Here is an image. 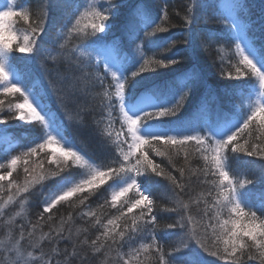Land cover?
I'll return each mask as SVG.
<instances>
[{
  "label": "snow or ice",
  "instance_id": "snow-or-ice-1",
  "mask_svg": "<svg viewBox=\"0 0 264 264\" xmlns=\"http://www.w3.org/2000/svg\"><path fill=\"white\" fill-rule=\"evenodd\" d=\"M123 2L124 0H108L107 7L102 3L99 5L92 3L88 5L87 10L80 13L79 8L72 10L73 0H65L64 6L69 9V19L63 25L68 37L75 35L77 38L86 39L90 35L103 34L82 45L91 51L80 55L94 56L96 62L90 66L80 63L74 65L66 96L69 99L80 94L92 96L93 99L99 97L98 107L101 112L107 113L106 117H102L106 125L105 134L110 138L114 136L118 156L113 164L117 166L110 165L107 171L93 169L90 175L78 181L65 178L57 186L55 193L50 198H45L39 220L36 223L29 221L27 225H17L15 235L10 236L7 244L0 247V255L7 254L6 264H89V254H92L94 261L97 255L114 251L117 264H142L140 260L142 253L153 254L156 264H188V261L191 264H201L199 252L202 251L207 256L219 257L229 264H246L247 260L253 259H258L260 264H264V220L256 223V213L252 212V222L248 224L255 226V230H252L244 227L239 219L222 217L224 209L228 210L229 217L233 213L237 217L245 215L240 196L246 185L253 182L248 178H239V174L235 172L230 176L228 154L244 152L249 156L264 157V44L257 45L249 38L246 25L241 22L237 11L240 7L239 0H223L228 11L223 17V22L228 25L229 34L236 41L234 56L238 57V60L235 65H230L234 72L229 70L225 73L221 69V75L226 74L232 82L231 94L239 95L240 111L225 112L217 104L213 117L204 107L205 96L197 108L196 116L180 122L173 132L158 131L155 125H152L153 130L145 133L142 130L149 121L163 123L165 119L162 118L176 116L189 91L204 89L209 93L214 90L209 88L207 73L198 62H194L183 73L187 80L184 91H176L174 81L143 86L145 77L141 76V73H144L150 64L166 68L178 63L175 56L145 59L143 52L145 44L137 43L143 38L144 42L156 44L155 41H148V38L157 32L168 31V27L164 25L169 21V12L165 6L153 15L148 0H136V5L126 21L119 26L122 36L117 37L114 35L117 25L113 18L120 15ZM205 3L207 0H191V7L187 9L188 14L184 17L187 24L195 21L193 13L199 11ZM141 13L144 15L142 26ZM7 17H19L27 27L22 37L14 36L15 45L0 41V81L5 82L3 89L5 93L17 92L23 98V103L15 105L19 119L37 123L44 133L42 137L33 141L35 146H28V150L20 155L9 153L3 157L6 163L0 162V189L15 188L17 192L24 193L29 190L28 184L20 187L10 179L17 162L23 161L24 173L29 175L31 174L29 162L33 156L53 144H60L62 141L67 144V140L54 114L46 105L37 103L39 95L22 86L17 79L9 78L12 73L10 64L17 52L53 61L58 60L63 53L57 49L49 50L43 47L47 22L45 11H42L37 19L31 20L27 9L21 8L17 12L9 6L8 11H0V22ZM2 26L0 23V28ZM171 26L169 24V27ZM216 39L209 33L204 46H210ZM126 46L129 55H125ZM133 46L140 53L139 59L131 55ZM60 48L63 49L64 45ZM109 75L112 77L111 82L107 81ZM136 77L139 79H135ZM237 84H251L253 87L237 92ZM112 88L115 89L114 92L110 91ZM138 88L142 90L137 91ZM96 89L99 90L94 91ZM2 103L3 101H0V104ZM25 108L29 110L27 113L24 112ZM117 109L119 115L114 117L113 112ZM117 120L120 121L119 130L114 127ZM4 125L6 120L0 118V126ZM257 130H260V134L254 135ZM3 134L4 129L0 128V135ZM190 143L195 145L192 153L188 151ZM153 149L157 157H167L168 164L175 169L178 176L167 171L162 163L150 158L149 152ZM61 151L65 158L73 157L75 162L92 167L88 160L71 147ZM173 153L176 156L183 154V166H176L173 162ZM196 154L203 163L199 168L191 170V158ZM49 162L55 163L59 171H64L55 151L51 153ZM186 169L192 171L193 175L198 173L202 177L201 182L211 186L192 201L200 210L201 222L198 226L193 216L185 215L183 210L178 212L176 207L161 206L154 198V194L145 191L142 184L145 180L151 181L155 177H162L171 185L173 197L179 201L182 199L181 194L186 191ZM56 174L58 173H53ZM108 176L119 177L121 181L119 190L112 193L111 207H116V201L121 196L129 192H132V195L117 208L119 215L114 219H108L107 224H101L95 211L81 210L79 214L81 219L95 218L94 223L103 229L94 239L87 235V229L83 235L77 230L74 239L71 229L63 227L66 222L63 218L59 227L49 223L54 221V214L51 213L60 201H67L77 193H84L86 189L103 183L104 178ZM45 178V175L33 177L32 182H39ZM260 179H264V172H261ZM8 199L11 200L12 196ZM87 199L85 195L79 198V204L84 208L88 207ZM161 212L177 213L180 219L161 224L158 219ZM68 219L71 220V217ZM118 220H124V224L122 226L117 224ZM41 222L48 224L46 233ZM161 227L180 230L176 242L170 243L167 248L158 239ZM62 243L64 247H61ZM134 243H139V248L133 247ZM125 245L132 248L131 253H121V248ZM193 245L198 246V250ZM102 264H107V261H103Z\"/></svg>",
  "mask_w": 264,
  "mask_h": 264
},
{
  "label": "trees",
  "instance_id": "trees-1",
  "mask_svg": "<svg viewBox=\"0 0 264 264\" xmlns=\"http://www.w3.org/2000/svg\"><path fill=\"white\" fill-rule=\"evenodd\" d=\"M220 2L221 0H207V3L199 11L193 13L196 19L189 25L186 23L184 17L188 14L187 9L191 7V0H148L153 15L167 6L169 21L164 25L168 27L167 32H157L154 36L148 38V41H155L156 44L144 42L143 38L141 41H137L138 44L142 42L145 44L143 48L144 58L164 59L165 57L175 56L178 63L169 65L166 68L150 64L148 69L144 73H141V76L145 77L143 86L174 81L175 90L184 91L187 80L183 76V73L194 62H198L206 71L209 88L214 90V92L206 93L204 89L189 91L187 99L176 116L162 118L165 119L163 123L149 121L146 125H161L166 128L177 127L180 122L196 116L197 108L205 96L206 103L204 107L207 113L213 117L217 104L225 112L231 111L235 113L240 111L239 95L233 96L231 94L232 82L226 74L221 75V69L225 73L229 70L234 72V69L230 65H235L238 57L234 56L235 40L229 34L228 25L223 22V17L227 14L221 11ZM64 3L65 0H18L20 10L21 8L27 9L31 20L37 19L42 11L46 12V35L43 37V47L49 50L57 49L63 55L58 60L53 61L44 57H32L31 54L17 52L11 64L19 71L24 86L37 93L42 104L46 105L54 114L56 120L63 128L64 136L76 147L80 148L88 157L92 158L102 171H107L110 165L113 167L117 166L113 164V161L118 156V152L115 151L114 136L110 138L105 134L106 125L102 117H106L107 113L100 111L98 107L99 97L93 99L92 96L80 94L75 98L69 99L66 96L68 81L73 76L74 65L80 63L90 66L96 62L94 56L87 54L80 55L82 51L83 53L89 52L82 45L90 43L96 39L97 35L103 34L90 35L86 39L83 37L77 38L75 35L68 37L63 25L69 19V9L64 6ZM101 3L107 7L108 0L95 1L97 5ZM80 4L81 0H73L72 10L74 11L76 8H79L80 13L87 10L84 9L86 0H83V4ZM135 5L136 0H124L123 4H121L120 15L113 18L117 25V29L114 32L115 36H122L119 26L126 21ZM237 11L241 22L246 25L249 38L254 40L257 45L264 44V0H243L242 5ZM140 19L142 26L143 13H141ZM14 22L23 30L27 27V24L19 17H14ZM169 24L172 26L169 27ZM209 33L213 34L217 39L212 41L210 46H204V42L208 40ZM61 45H64L63 49L60 48ZM125 55H129L127 46L125 47ZM131 55L139 59L140 53L136 51L134 46ZM135 79H139V77ZM107 81H112L110 75ZM1 83L0 81V101H3V103L0 104V118L6 120V125L0 126V128L4 129V134L0 135V161L6 163L3 157L9 153L12 155L22 154L28 150V146H35L33 141L42 137L44 133L41 126L37 123L19 119L14 108L16 104L23 101V98L17 92L5 93L1 90ZM251 88V84L236 85L237 92L240 89ZM114 90V88L110 89L112 92ZM140 90L142 88L137 89V91ZM208 106H210V109L207 108ZM244 109H247V103L244 104ZM118 115L117 109L113 112V116L116 117ZM70 116L72 117L71 119L69 118ZM114 127L117 130L120 129L119 120L116 121ZM259 134L260 130L254 133V135ZM156 147H160V145H156ZM194 148V143L188 145L190 153L194 152ZM125 149H127V146H125ZM145 150H147V147ZM228 155L230 157V176L235 172L239 174V178H248L253 182L246 185L240 196L241 207L245 215L237 217L233 213L229 217L228 210L224 209L222 217L223 219H239L242 225H248L252 222L251 213L255 212L257 217L256 223H259L264 220V179H260L261 172H264V157L260 155L249 156L244 152H230ZM149 156L157 163H162V166L167 171H171L173 175L178 176L175 169L171 168L168 164L167 157H157L154 149L149 152ZM50 160L51 151L48 148L40 150L38 155L33 156L29 162L31 165V174L29 175L24 173L23 161H18L20 164L16 166L10 179L20 187L27 183L29 190L28 192L19 193L15 188L0 189L1 218L12 214L15 208L20 205L23 208L18 219H14L16 223L17 221L26 225L29 221L36 223L39 220V215L43 212L46 195L59 182L65 178L83 177L88 173V169L75 162L73 157L65 158L63 156L59 159L64 167V171H59L56 164L50 163ZM183 160L182 153L179 156L173 153V162L177 167L183 166ZM202 163L203 161L199 160L198 154H196L191 158L190 169L199 168ZM53 173L58 174L53 175ZM40 175H45L46 178L33 183V177ZM201 181L202 177L198 173L193 175L192 171L186 169V191L181 194L182 199L179 201H176L173 197L171 185L164 181L162 177H155L151 181L145 180L142 184L146 187L147 192L154 194V198L161 206L168 208L176 207L178 212L183 210L185 215L193 216L198 226L199 222H201L200 210L192 201L200 193L205 192L211 187L210 185L203 184ZM119 183H121L119 177L108 176L104 178L103 183H98L94 187L86 189L84 193H77L69 197L67 201H60L51 213L54 214V221L49 223H53L54 226L59 227L61 218H63L66 221L63 227L71 229L74 239L77 230H80L81 235H83L85 229H87V235L94 239L103 229L100 225L94 223L95 218L83 220L79 214L81 210L95 211L101 224H107L108 219H114L118 216L117 208L121 207L123 202L132 195V192L125 194L116 201L115 208L111 207L113 188ZM81 195L88 197L86 201L87 208L79 204ZM9 196H12L11 200L8 199ZM105 201L108 203H105ZM185 205L187 208H184ZM68 217H71V220ZM158 219L161 224H167L180 219V216L174 212H161ZM41 223L43 231L46 233L48 231V224ZM117 224L122 226L124 220H118ZM179 232V229L161 227L158 239L167 248L170 243L176 242ZM125 239H127V236ZM135 245H139V243L133 244V247L136 248ZM64 246L62 243L61 247ZM193 247L198 250V246L193 245ZM129 250H132V248L125 245L121 248V253H127ZM199 257L201 264H229L228 261L221 260L219 257L207 256L202 251L199 252ZM140 260L142 264H156V258L151 253H142ZM103 261H107V264H117L116 253L108 251L104 255H97L94 261L92 254H89V264H102ZM188 264H191V262L188 261ZM246 264H260V261L258 259L247 260Z\"/></svg>",
  "mask_w": 264,
  "mask_h": 264
},
{
  "label": "rangeland",
  "instance_id": "rangeland-1",
  "mask_svg": "<svg viewBox=\"0 0 264 264\" xmlns=\"http://www.w3.org/2000/svg\"><path fill=\"white\" fill-rule=\"evenodd\" d=\"M96 0H86V5L84 9H87L89 4L95 3ZM81 4H83V0H81ZM80 4V5H81ZM9 6L13 7V10L15 11H19V5H18V0H15V4H13V0H0V11H8L9 10ZM2 28H0V41L3 42H8L14 45V43L16 42V39H14L15 37H22V35L24 34L25 30H23L22 28L18 27L15 22H14V17H7L4 18V20L2 22ZM235 40V39H234ZM236 43V41H235ZM86 49L90 52L91 50L89 48L86 47ZM83 53V51H82ZM11 69H12V73L10 75V79H17L19 82H21V85L24 86L22 80H21V75L19 73V71L17 69H15L13 67L12 64H10ZM1 90L4 89L5 86V82L1 81ZM253 87V85H252ZM30 91H32L31 89H29ZM4 91V90H3ZM33 92V91H32ZM23 103V101L21 102ZM37 103H42L41 100H37ZM208 109H210V106L207 107ZM15 109V108H14ZM16 111V115L19 117V112L15 109ZM29 110L27 108L24 109V112L27 113ZM25 121V120H22ZM152 125H145L144 129L142 130L143 132L147 133L152 131ZM156 130L158 131H162V132H173L177 127H173V128H166L163 127L161 125H155ZM66 138V137H65ZM67 140V144H65L63 141L60 144H53L50 147H48V149L51 151V153L53 151H55L56 156L60 159L63 157L62 155V149L67 150L68 147H71V149L73 151L78 152L79 155L83 156L86 160L89 161V163L92 165L91 168H89L88 166L84 165L81 162H78L79 164H81L82 166H85L88 169V173L87 175L83 176V177H79V178H72L75 181H78L80 179L86 178L88 175H90L93 171V169H99L101 170L94 162V160L90 157H88L80 148L76 147L68 138H66ZM131 142V141H129ZM1 162V161H0ZM20 164V162H17L18 166ZM102 171V170H101ZM64 180H62L61 182H59L47 195L45 198H50L56 191L57 186L60 185ZM121 183L116 184L114 186V191H118L119 190V186ZM22 187V186H21ZM144 190L147 191L146 187H144ZM15 190V189H14ZM130 193V192H129ZM128 194V193H127ZM122 197V196H121ZM23 207H21L20 205H18L14 212H12V214H10L7 217H3L1 218L0 215V247L4 246L7 244L8 239L10 236H14L15 235V231H16V226L21 224L20 222L14 220V219H18L19 214H21V210ZM24 222V221H23ZM136 248H139V245H135ZM47 251V248L45 249ZM132 250H129L127 253H131ZM6 259H7V254H3L0 255V264H6Z\"/></svg>",
  "mask_w": 264,
  "mask_h": 264
},
{
  "label": "clouds",
  "instance_id": "clouds-1",
  "mask_svg": "<svg viewBox=\"0 0 264 264\" xmlns=\"http://www.w3.org/2000/svg\"><path fill=\"white\" fill-rule=\"evenodd\" d=\"M237 227H240V226L237 225ZM244 227L252 228V230H255V226H253V225H244Z\"/></svg>",
  "mask_w": 264,
  "mask_h": 264
}]
</instances>
